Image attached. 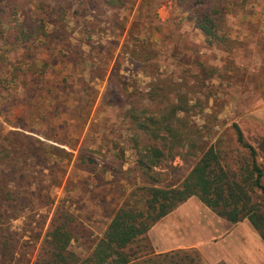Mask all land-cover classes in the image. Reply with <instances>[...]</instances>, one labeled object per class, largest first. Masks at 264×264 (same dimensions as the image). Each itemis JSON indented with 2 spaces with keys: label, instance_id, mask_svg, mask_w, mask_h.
<instances>
[{
  "label": "rangeland",
  "instance_id": "1",
  "mask_svg": "<svg viewBox=\"0 0 264 264\" xmlns=\"http://www.w3.org/2000/svg\"><path fill=\"white\" fill-rule=\"evenodd\" d=\"M185 1L141 5L131 0L117 10L102 0H48L57 10L77 9L82 19L76 20L93 32L89 37L74 35V29L71 33L89 40L82 50L95 60L90 70L80 58L69 71L66 50L44 39L34 40L26 53L0 42V264H33L59 203L82 224L69 252L88 256L120 206L143 211L149 188L179 186L210 147L226 172L241 180L252 158L237 143L233 125L254 150L264 185V128L255 127L248 110L264 100V0H223L227 13L220 34L227 39L212 46L196 28ZM173 109L181 145L135 125L145 116L170 121ZM16 133V138L11 135ZM133 138L163 152L160 167L153 168L154 180L139 169ZM36 140L49 153L55 147L54 154L63 156V150L70 155L62 163L63 176L57 159L48 156L46 166L56 171L50 177L38 173L35 153L23 152ZM15 144L24 148L18 151ZM246 189L264 232V195ZM8 191L18 199L19 217L12 221L4 207L14 204ZM145 238L149 249L145 243L132 245L136 255L156 252V239L148 233Z\"/></svg>",
  "mask_w": 264,
  "mask_h": 264
},
{
  "label": "trees",
  "instance_id": "2",
  "mask_svg": "<svg viewBox=\"0 0 264 264\" xmlns=\"http://www.w3.org/2000/svg\"><path fill=\"white\" fill-rule=\"evenodd\" d=\"M102 1L109 8L121 10L125 9L131 0ZM150 1L153 0H139V3L142 5ZM185 3L196 28L202 33L208 45H219L226 41L227 38L220 34L227 13L223 0H214V3L211 0H186ZM20 15L24 17L22 21L17 18ZM76 19L80 21L82 19L78 16L77 9L68 10L60 7L57 10L48 3V0H0V42L16 50L22 48L21 50L26 53L31 50L34 40L44 39L45 43L48 42L49 45L53 44L66 50L63 57L67 61L69 71L76 67L80 58L81 62H85V70H90L95 60L89 58L82 50L83 44H86L83 41L88 43L89 40L80 41L73 34L77 35L81 32L89 37L93 32L87 31V28L83 29V22H78ZM11 20L14 21L10 26L8 24H11ZM124 22L126 23L127 20L124 19ZM29 23L38 24V26L33 27ZM134 24L135 22L132 21L131 27H134ZM73 29L75 32L71 34ZM27 58L33 66L34 60L30 56ZM175 114V109L169 111L168 117L172 119L170 121L167 117L155 119L152 116H145L144 122L135 125L141 132L151 134L152 137L166 134L175 143L181 145L183 135L172 125ZM131 118L134 122H138L139 116L137 113H132ZM233 129L237 143L247 148L252 158L250 168L245 170L246 174L241 177V180H237L234 175L226 172L219 153L210 147L193 165L179 186L149 188V197L143 211L135 210L129 204L120 206L110 218L103 235L94 243L91 253L84 258H78L69 252V245L73 239L77 238L82 224L70 213L67 206L59 203L48 220L43 242L33 264H202L197 255L191 257L187 252L177 251L159 255L143 252L136 255L131 250L132 245L139 243H145L144 248L149 249L145 238L149 229L190 197L198 198L209 210L231 224L247 219L264 240V232L258 223L259 218L254 213L255 209L250 203L249 190L246 189V187L251 190L257 189L264 195V185L261 183L262 170L255 161L254 150L245 144L239 127L233 125ZM11 135L15 138L19 136L17 133ZM132 141L139 155L136 162L139 169L149 172L147 176L154 180L151 176L153 168L160 167L164 157L163 152L157 147L145 144L142 139L133 138ZM15 148L21 151L24 145L15 144ZM51 149L52 153H49L47 148H43L42 142L36 140L31 147L26 146L23 152L35 153L33 159L39 162L38 165L36 164L40 169L38 173H46L49 177L56 168L53 170L52 167L46 166L47 156L57 159L55 162L59 166L57 171L63 176L65 168L62 163L70 155L61 150L63 156H58L53 153L56 148L51 147ZM4 150L10 149L4 148ZM23 161L25 163L24 158ZM40 162L45 164L41 165ZM8 192L14 204L4 207L13 214V216H7L12 221L19 217L16 216L18 199L15 196L16 192ZM19 202H21L20 199ZM51 204H53L52 200L48 202V206ZM32 209L34 210V207Z\"/></svg>",
  "mask_w": 264,
  "mask_h": 264
},
{
  "label": "crops",
  "instance_id": "3",
  "mask_svg": "<svg viewBox=\"0 0 264 264\" xmlns=\"http://www.w3.org/2000/svg\"><path fill=\"white\" fill-rule=\"evenodd\" d=\"M248 110L253 111L255 127L264 128V100ZM147 233L156 239L155 255L181 251L197 255L202 264H264V240L247 219L231 224L196 197L178 205Z\"/></svg>",
  "mask_w": 264,
  "mask_h": 264
}]
</instances>
